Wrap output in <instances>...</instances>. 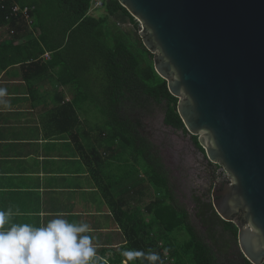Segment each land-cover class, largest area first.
I'll return each mask as SVG.
<instances>
[{
  "label": "trees",
  "instance_id": "trees-1",
  "mask_svg": "<svg viewBox=\"0 0 264 264\" xmlns=\"http://www.w3.org/2000/svg\"><path fill=\"white\" fill-rule=\"evenodd\" d=\"M102 2L106 14L97 18L90 13L93 0H0L1 67L21 64L28 72L25 77L33 79L58 64L68 73L64 81H79L78 97L65 102L60 95L49 117L56 132L70 134L92 174H101L103 196L127 239L124 249H151L164 264H253L218 256L174 201L164 165L140 128L152 104L163 108L167 122L184 128L177 110L179 99L155 70L154 54L144 46L138 31L134 37L146 55L133 50L128 31L106 28L110 17L117 26L129 22L138 28L139 21L119 0ZM14 3L30 8L31 24L22 13L12 12ZM3 28L8 29L11 42L1 40ZM47 51L53 55L45 62L42 56ZM86 102L99 106L108 129L98 133L80 130V111ZM129 151L133 162L123 163ZM140 156L147 160V170ZM152 186L158 194L145 201Z\"/></svg>",
  "mask_w": 264,
  "mask_h": 264
},
{
  "label": "water",
  "instance_id": "water-1",
  "mask_svg": "<svg viewBox=\"0 0 264 264\" xmlns=\"http://www.w3.org/2000/svg\"><path fill=\"white\" fill-rule=\"evenodd\" d=\"M141 22L157 73L209 159L234 177L214 201L225 220L240 210L239 244L264 261V0H119Z\"/></svg>",
  "mask_w": 264,
  "mask_h": 264
},
{
  "label": "crops",
  "instance_id": "crops-1",
  "mask_svg": "<svg viewBox=\"0 0 264 264\" xmlns=\"http://www.w3.org/2000/svg\"><path fill=\"white\" fill-rule=\"evenodd\" d=\"M1 37L11 42L7 28ZM62 71L57 64L28 79L21 64L0 65V88L7 89L0 97V209L12 208L15 223L41 226L57 213L87 223L100 264H125L127 239L103 196L101 174H92L70 134L56 132L49 117L60 95L70 102L79 94Z\"/></svg>",
  "mask_w": 264,
  "mask_h": 264
},
{
  "label": "flooded vegetation",
  "instance_id": "flooded-vegetation-1",
  "mask_svg": "<svg viewBox=\"0 0 264 264\" xmlns=\"http://www.w3.org/2000/svg\"><path fill=\"white\" fill-rule=\"evenodd\" d=\"M151 107L142 116L140 131L152 142L164 165L174 201L187 212L195 231L213 246L218 256L248 260L238 237V224L249 225L244 210L225 220L214 205V201L224 198L227 187L235 184L234 177L222 163L209 159L199 134H191L185 125L181 128L167 122L158 104Z\"/></svg>",
  "mask_w": 264,
  "mask_h": 264
},
{
  "label": "clouds",
  "instance_id": "clouds-1",
  "mask_svg": "<svg viewBox=\"0 0 264 264\" xmlns=\"http://www.w3.org/2000/svg\"><path fill=\"white\" fill-rule=\"evenodd\" d=\"M7 95L0 88V97ZM13 209H0V264H100L89 224L69 222L62 213L46 224L13 222ZM125 264H164L159 253L149 249H123Z\"/></svg>",
  "mask_w": 264,
  "mask_h": 264
},
{
  "label": "rangeland",
  "instance_id": "rangeland-1",
  "mask_svg": "<svg viewBox=\"0 0 264 264\" xmlns=\"http://www.w3.org/2000/svg\"><path fill=\"white\" fill-rule=\"evenodd\" d=\"M90 13L94 16V17H101L104 16L106 14V9L105 7H94L92 6ZM139 25H141V22H139ZM106 28L111 32H129L128 34H126V37L128 39V42L130 43V45L132 46L133 50L141 55H146L145 52H143L142 47L137 43L136 37H134V33H136L137 31L139 32V28H137L134 24H130L129 22L127 23H121L120 25L117 26L116 24V20L113 17H110ZM147 58V57H146ZM148 59V58H147ZM61 76L62 78H64V75L66 76L67 72L65 70H63L61 72ZM100 76V75H99ZM79 83V81L77 80V82L73 84L71 83L70 85H74ZM79 85V84H78ZM69 86V85H68ZM97 91H99L98 87L95 88ZM80 115H81V119H82V123L80 126V130L83 131H88V132H94V133H98L101 129L102 130H106L108 129V125L106 123V119L105 117L102 115L101 110L99 109V106L96 104H92L91 102H86L81 111H80ZM103 148V147H101ZM125 159L126 161H123V163H130L132 164L133 162V157H132V152L129 151L128 154L126 155ZM140 161L143 165V168L145 170H147L149 168L148 162L147 160L143 157L140 156ZM130 164L128 166H130ZM127 166V165H126ZM135 169V168H134ZM136 171V170H135ZM143 171H141L142 173ZM135 173V172H134ZM140 173V172H139ZM136 178H138V176H135ZM158 194V190L156 189L155 186H152L151 189L149 190L145 201H150L152 198L156 197Z\"/></svg>",
  "mask_w": 264,
  "mask_h": 264
},
{
  "label": "built area",
  "instance_id": "built-area-1",
  "mask_svg": "<svg viewBox=\"0 0 264 264\" xmlns=\"http://www.w3.org/2000/svg\"><path fill=\"white\" fill-rule=\"evenodd\" d=\"M92 6L101 7L103 6V2L102 0H93ZM30 11L31 10L29 7H22L19 3H14V5L12 6V12L15 14L22 13L29 24L32 23V17ZM46 55L49 56V54Z\"/></svg>",
  "mask_w": 264,
  "mask_h": 264
}]
</instances>
